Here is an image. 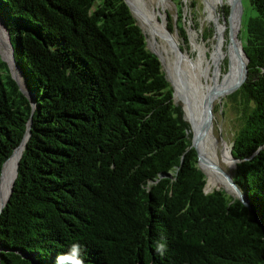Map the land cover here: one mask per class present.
<instances>
[{"label": "trees", "instance_id": "obj_1", "mask_svg": "<svg viewBox=\"0 0 264 264\" xmlns=\"http://www.w3.org/2000/svg\"><path fill=\"white\" fill-rule=\"evenodd\" d=\"M251 5L243 45L230 19L225 86L247 64L230 92L242 120L232 177L245 205L206 192L184 105L126 0H0L26 89L0 52V179L31 122L0 213V264H56L76 243L85 264H264V0ZM181 9L167 28L188 43ZM223 39L212 45L221 72Z\"/></svg>", "mask_w": 264, "mask_h": 264}, {"label": "rangeland", "instance_id": "obj_2", "mask_svg": "<svg viewBox=\"0 0 264 264\" xmlns=\"http://www.w3.org/2000/svg\"><path fill=\"white\" fill-rule=\"evenodd\" d=\"M129 1V0H128ZM151 1V0H149ZM152 4L156 5L158 0H152ZM182 4L181 11L183 12V21L185 24V29L188 33V43H184L182 40V34L178 29L173 33L182 50L188 52L190 58L194 61L197 68V73L199 76L200 89H201V114L206 121L208 126V121H211L213 128V137L217 143V171L220 180L228 185V179L219 170L222 167L231 176L234 174L236 168V161L232 160L230 150L232 151L233 140L235 135L238 133L242 120H241V110L238 102L233 101L230 98V92L225 91L223 80L227 77L226 69L229 68V52L233 48V40L235 36H232V26L224 23V17H228L230 12V7L237 13L240 30L239 36L243 37V22L244 25L247 21L255 15V11L252 8L251 0H166V10L163 16H159L160 19L166 23L168 26L169 16L175 21L178 17L177 5ZM217 4H222L217 9L216 17L218 20L226 25L223 28V45L221 46L220 61L219 65L223 69V72L218 71L217 58L213 51V42L217 45L221 44L220 35L217 28V22L214 17V8ZM137 16V14H136ZM164 17V18H163ZM168 18V19H167ZM139 24L142 26L144 31L148 36L149 48L160 55L163 58V65L167 72L168 78L171 81L175 89V99L177 102H184L180 100V96L177 94V87L174 83V63L175 56L174 53L170 51L169 55L162 56L161 53V42L160 38L148 32L147 28L137 16ZM154 35V36H153ZM7 44V43H5ZM6 47V46H5ZM217 47V46H215ZM218 48V47H217ZM1 49V47H0ZM223 49L225 51V56L223 58ZM6 51L7 47H6ZM228 52V53H227ZM2 54L7 57L9 53H5L2 50ZM170 66V67H169ZM173 76V77H171ZM235 92V91H234ZM233 92V93H234ZM217 94L216 99L209 107L210 100L213 95ZM232 94V93H231ZM185 108V105H184ZM187 118V117H186ZM188 119V118H187ZM189 121V120H188ZM191 130L193 132V138L195 137L194 128L191 125ZM199 148V147H198ZM200 149V148H199ZM230 149V150H229ZM201 150V149H200ZM202 151V150H201ZM20 151H18L19 155ZM203 164L206 170L208 169V158L202 151ZM14 168V163L11 160L5 169L4 176L1 182V194H0V207L4 205L7 195L9 193L10 185L12 184L11 175ZM206 172V171H205ZM207 173V172H206ZM208 175V174H207ZM14 177V174H13ZM209 176H207L206 191L211 192L215 189H225L229 194H234L229 192L226 187L214 186L212 188L208 187Z\"/></svg>", "mask_w": 264, "mask_h": 264}, {"label": "bare ground", "instance_id": "obj_3", "mask_svg": "<svg viewBox=\"0 0 264 264\" xmlns=\"http://www.w3.org/2000/svg\"><path fill=\"white\" fill-rule=\"evenodd\" d=\"M128 2L133 10V13L135 14V16L137 14V16L140 18V20L143 22V24L147 28L148 32L151 34L157 35L160 38V40H162L160 41L162 44L161 46L162 56H165L166 54L169 55L170 51L174 53V56H175V63L173 67L174 73H175L174 83L177 87V93L180 96V100L184 102L186 117L188 118L190 124L194 128V132H195V137L193 138L194 145L196 146V148L199 147L203 151V153L206 155V157L208 158V169L206 170L203 165L202 151L198 150L200 153L201 166L203 167L204 171L207 172L206 173L208 174L207 176H209L208 182L212 180L216 185L221 186V187L222 186L226 187L229 190V192L231 191L235 194V190L232 187V185H228L222 182L218 176L217 143L215 141V138L213 137V128H212L211 121H208V126H207L206 121L200 111L201 110V89L199 85L200 82H199V76L197 73L196 64L190 58L187 52H184L182 50V47L180 46L176 36L168 30L167 26L165 25L166 23H164L159 17V16H163V13L166 10V0H158L156 5L152 4L153 2L152 0L151 1L149 0H129ZM217 25L220 30L221 26H220L219 20H217ZM221 37H222L221 38L222 40L223 39L222 33H221ZM5 46L7 47L8 52L6 51ZM0 47H1V52L4 49L6 54L9 53L7 57H5L3 54L2 55L13 66L12 46H11L8 34L6 30L4 29L1 21H0ZM243 52L245 54L244 48H243ZM245 68L246 66L243 67L239 79L228 90V92H231L232 90L237 88L239 84L242 82ZM17 75L21 83H23V80L20 77L19 72ZM228 80H229V76L225 77V79L223 80V83H225L224 89H225V86ZM216 97H217V94L212 96L210 103H209L210 108H211L212 103L216 99ZM23 146L24 144L18 147V149L12 155L13 157L11 156L12 161L14 163V168L12 170V175H11L10 180L12 181L13 174L15 172L13 182L16 176L17 164L22 154V149H24ZM18 151H20L19 157H18ZM230 154H231V150H230ZM231 158H232V155H231ZM232 160L234 159L232 158ZM4 168H5V165H4ZM4 168H3V172H4ZM221 168L222 167H219V170ZM2 177H3V173H2ZM2 177L0 180V194H1ZM12 184L10 185V188H9V194H10ZM9 194H8V197H9Z\"/></svg>", "mask_w": 264, "mask_h": 264}, {"label": "water", "instance_id": "obj_4", "mask_svg": "<svg viewBox=\"0 0 264 264\" xmlns=\"http://www.w3.org/2000/svg\"><path fill=\"white\" fill-rule=\"evenodd\" d=\"M127 1V0H126ZM128 2V1H127ZM128 4H129V2H128ZM130 5V4H129ZM131 7V6H130ZM132 9V8H131ZM133 11V10H132ZM242 45H243V39H242ZM244 48V47H243ZM244 51H245V49H244ZM0 52H1V49H0ZM245 55H246V58H247V63H248V61H249V58H248V56H247V53H246V51H245ZM1 56H2V58H3V60H5L8 64H9V66H10V69H11V72H12V75H13V77L19 82V84H20V86H21V89L26 93V89H25V86H23V84L20 82V80H19V78H18V67H17V64L15 63V60H14V54H13V51H12V58H13V66L11 65V63L2 55V52H1ZM158 56H159V58L161 59V62L163 63V60H162V58L160 57V55L158 54ZM247 72H248V67H247V64H246V68H245V78H244V81H245V79L247 78ZM243 81V82H244ZM242 85V84H241ZM240 85V86H241ZM239 86V87H240ZM238 87V88H239ZM237 88V89H238ZM236 89V90H237ZM235 90V91H236ZM174 96H175V93H174ZM30 127H31V122L29 123V127H28V131H27V133H26V136H25V139L23 140V142H22V144H24V148H25V146H26V143H27V140L29 139V137H30V134H31V131H30ZM193 133V132H192ZM21 144V145H22ZM20 145V146H21ZM192 145L196 148V146L194 145V141H193V134H192ZM19 146V147H20ZM18 149V147L15 149V151ZM24 150V149H23ZM196 150H197V152H198V154H199V166L203 169V167L201 166V164H200V153H199V151H198V149L196 148ZM14 151V152H15ZM14 154V153H13ZM12 154V155H13ZM22 154H23V151H22ZM22 154H21V156H20V159H21V157H22ZM231 155H232V158L236 161V163H237V159L233 156V153H232V151H231ZM20 159H19V161H18V164H17V169H18V166H19V162H20ZM9 160V159H8ZM7 160V161H8ZM6 161V162H7ZM5 165V164H4ZM4 168V167H3ZM204 170V169H203ZM220 171L224 174V176L228 179V182L232 185V187L234 188V190H235V194H233L234 196H237L240 200H242L243 202L244 201H246V204H248V201H247V199H246V196H245V194L242 192V190L240 189V187L237 185V183L233 180V177L230 175V174H228L223 168H221L220 169ZM2 173H3V171H2ZM17 175H18V170L16 171V176H15V179L17 178ZM1 177H2V175H1ZM15 179H14V182H15ZM1 180V179H0ZM14 182H13V184H12V187H11V190H10V194H9V197H8V199H7V201H6V203L4 204V206L1 208V210H0V213L3 211V209H4V207L7 205V203H8V200H9V198H10V195L12 194V192H13V186H14ZM207 192V191H206Z\"/></svg>", "mask_w": 264, "mask_h": 264}, {"label": "clouds", "instance_id": "obj_5", "mask_svg": "<svg viewBox=\"0 0 264 264\" xmlns=\"http://www.w3.org/2000/svg\"><path fill=\"white\" fill-rule=\"evenodd\" d=\"M244 203L246 205V201ZM82 251V246L79 243L73 244L67 252L58 254L56 264H85ZM156 251L163 255L165 248L162 244H158Z\"/></svg>", "mask_w": 264, "mask_h": 264}, {"label": "flooded vegetation", "instance_id": "obj_6", "mask_svg": "<svg viewBox=\"0 0 264 264\" xmlns=\"http://www.w3.org/2000/svg\"><path fill=\"white\" fill-rule=\"evenodd\" d=\"M233 11H234V12H233ZM233 11H232V9H231L230 12H229V14H228V17H224V22L227 23V24H229V25H231V24H230V19H231V17H232V13H233L234 20H235V18H236V16H237L236 11H235L234 9H233Z\"/></svg>", "mask_w": 264, "mask_h": 264}]
</instances>
